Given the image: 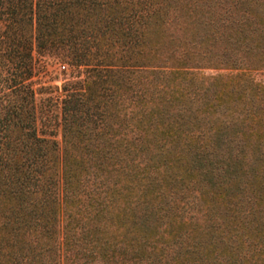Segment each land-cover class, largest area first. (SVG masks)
I'll list each match as a JSON object with an SVG mask.
<instances>
[{"label": "trees", "instance_id": "trees-1", "mask_svg": "<svg viewBox=\"0 0 264 264\" xmlns=\"http://www.w3.org/2000/svg\"><path fill=\"white\" fill-rule=\"evenodd\" d=\"M0 264H264V0H0Z\"/></svg>", "mask_w": 264, "mask_h": 264}, {"label": "rangeland", "instance_id": "rangeland-1", "mask_svg": "<svg viewBox=\"0 0 264 264\" xmlns=\"http://www.w3.org/2000/svg\"><path fill=\"white\" fill-rule=\"evenodd\" d=\"M61 69V68H60ZM59 69L55 70L54 68L48 67L43 72H39L34 77V83L35 87L39 85L43 86H50L54 89V87H59L61 83L64 82L68 78V74L65 71V73H61ZM46 94L43 93V91L36 96V101L39 102L40 99L44 98Z\"/></svg>", "mask_w": 264, "mask_h": 264}]
</instances>
